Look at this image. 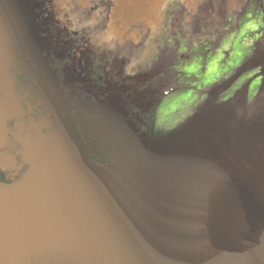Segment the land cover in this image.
<instances>
[{
  "label": "rangeland",
  "instance_id": "374dc122",
  "mask_svg": "<svg viewBox=\"0 0 264 264\" xmlns=\"http://www.w3.org/2000/svg\"><path fill=\"white\" fill-rule=\"evenodd\" d=\"M49 1L50 9L62 22L74 28V32L79 30L80 43L105 47L107 59L116 55L128 59L126 70L130 73H137L154 62L168 43L177 44V59L169 72L176 76L173 79L169 76L171 81L167 83L177 89L157 106L149 139L129 144L135 157L130 168L137 174V181L134 180L139 186L152 179L145 177V170L151 166L144 159L145 155L149 151L157 154L164 151L165 139L197 112L215 87L230 84L218 94L220 99L228 100L252 79L248 91L250 101L262 88L263 79L255 77L257 67L241 72L240 68L252 57L264 32V0H230V20L225 25L212 27L200 23L201 30L193 35H174L167 43L163 35L168 30L161 29V11L185 4L187 11L183 21L186 22L194 12L196 14L200 0H118L111 12L115 28L110 24L109 29L103 24L97 29L94 26L83 28L77 22V14L82 10L77 1ZM64 1L68 4L64 5ZM1 3L0 0V147L6 145L7 149L0 153V163L4 168L26 163L31 167L16 184H0V264H19L32 255H46L51 259L61 255L67 262L82 264L215 262L216 251L196 245L201 241L199 234L187 232L182 229L183 224L176 221L175 208L182 220L193 199L185 202L186 207H179L173 201L164 204L158 196L128 197L117 193L105 196L106 185L111 186L115 179L117 185L114 186L118 188L120 172H110L107 183H102L99 176L104 174L103 169L89 168L84 162L75 163L66 143L57 144L53 138L57 139L58 134L54 133L53 137L51 131L38 124L36 117L30 118L35 125L34 139L19 144V117L8 115L11 109L19 115L16 110L20 107L12 65L14 54L9 51L16 39L10 33L8 21L14 18ZM18 11L19 6L14 5L13 12ZM219 29L223 32L219 33ZM114 38L116 43L110 41ZM214 45L217 48H213ZM260 102L264 109V98ZM236 117L238 119L239 115ZM3 118L16 119L11 122L16 128L10 127L8 132L12 133L11 140L6 136L8 124H3ZM249 120L250 117L246 118L237 133L228 138L220 154L222 162L214 159L204 182L209 185L212 180L223 177L219 165L232 161L236 154L243 156L249 164L253 162L255 169L248 176L261 188L250 185L249 188L255 190L264 206V130L260 127L255 130L252 123L248 126ZM241 122L242 119L237 126ZM33 142L37 143L32 145ZM19 153L22 160L17 165L15 157ZM127 171L121 170L124 174ZM258 172L262 176H258ZM195 202L198 209L200 202ZM171 209L170 216L168 210ZM184 222L193 225L190 218H185ZM202 251L205 257L201 256Z\"/></svg>",
  "mask_w": 264,
  "mask_h": 264
},
{
  "label": "trees",
  "instance_id": "16d2710c",
  "mask_svg": "<svg viewBox=\"0 0 264 264\" xmlns=\"http://www.w3.org/2000/svg\"><path fill=\"white\" fill-rule=\"evenodd\" d=\"M1 1L14 18L8 21L10 33L16 39L9 51L14 54L12 65L20 107L16 110L19 115L13 109L8 115L19 117V144L34 139L35 125L30 118L36 117L44 130L51 131L52 136L58 134L57 139L53 138L57 144L66 143L75 163L84 162L89 168L103 169L104 174L99 176L102 183H107L110 172H120L118 188L114 186L117 185L115 179L111 186L106 185L105 196L116 193L128 197L158 196L164 204L173 201L179 207H186L185 202L193 199L189 212L181 216L184 219L179 220V210L175 208L176 221L183 224L182 229L187 232L199 234L201 241L196 245L215 251L208 243L205 228L208 185L204 180L214 159L222 162L220 154L224 144L237 133L246 118L250 117L248 126L252 123L255 130L259 127L264 130V109L260 102L264 98V83L262 91L252 101L248 99V84L228 100L220 99L218 94L227 90L230 84L215 87L197 112L165 139L164 151L158 154L149 151L145 155L144 159L151 165L145 170V177L152 179L139 186L137 174L130 168L135 157L129 144L149 139L157 106L177 89L167 86L171 81L169 76L171 79L176 76L169 72L177 59V44L165 45L154 62L133 74L126 70L128 59L117 55L107 59L105 47L85 41L80 43L79 30L74 32V28L61 21L50 9L51 1ZM14 5L19 6L16 14ZM260 63H264V32L254 54L240 72L252 66L256 68ZM241 119V125L237 126ZM15 120L3 118V124H8L5 129L9 140L13 139L12 133L8 132L10 127L16 128L11 123ZM6 149V145L0 147V153ZM15 159L19 165L20 153ZM245 160L236 154L232 161L221 163V175L260 190V185L251 182L248 176L255 169L253 162L249 164ZM30 167L26 163L16 168H4L0 163V184H16ZM124 169L128 170L127 174L121 172ZM195 200L200 202L198 209ZM168 211L171 216L173 210ZM185 218H190L193 225H187ZM202 255L205 257V252L202 251ZM260 255L254 250L247 256L260 258ZM43 256L32 255L19 264H82L67 262L61 255L56 259ZM230 257L240 258L238 254L216 251L214 264H226Z\"/></svg>",
  "mask_w": 264,
  "mask_h": 264
},
{
  "label": "water",
  "instance_id": "95a60500",
  "mask_svg": "<svg viewBox=\"0 0 264 264\" xmlns=\"http://www.w3.org/2000/svg\"><path fill=\"white\" fill-rule=\"evenodd\" d=\"M206 206L207 240L215 251L243 255L262 246L264 206L254 191L216 178L208 185Z\"/></svg>",
  "mask_w": 264,
  "mask_h": 264
},
{
  "label": "flooded vegetation",
  "instance_id": "af4514ba",
  "mask_svg": "<svg viewBox=\"0 0 264 264\" xmlns=\"http://www.w3.org/2000/svg\"><path fill=\"white\" fill-rule=\"evenodd\" d=\"M71 1H77L82 7L81 13L78 15L79 18H81V20L79 19V22L81 23L83 28L90 29V27L94 26L97 29L98 27H101V24H103L104 26H108L107 27L108 29L110 24H112V27L115 28V25L113 24L114 21L111 19V12L117 5L118 0H71ZM229 3L230 0H200L199 3L197 4L198 8L196 14L194 12L191 18L186 22L183 21L185 19L184 16L187 11V7L185 4L179 5L180 7H177L176 9H170L168 7V10L166 12L165 10L161 11L163 17L161 29L168 30L163 35L164 38L166 39V43L170 41L171 36L174 35L175 36L179 35L180 37H184V35L187 36L193 35L195 31L201 30L199 25L200 23L212 27L215 26L221 27L222 25H225L226 22L230 20V15L228 11ZM63 4L66 5L68 4V2L64 1ZM187 16H189V14ZM222 32L223 29H219V33ZM221 38L222 37H219L218 40H221ZM115 39L116 38L110 41L116 43ZM262 68H264V63H260L259 65H257L258 72L255 77H260L264 81V76L260 74ZM251 82L252 79H250L245 83L248 84V88L250 87ZM262 89L263 88H261L259 93L262 91ZM263 248H264V235L262 237V246L258 249H255V251H258L261 254L260 258L258 257L250 258L249 256H247L248 254L252 253L251 251L249 253L239 255L240 258L230 257L226 259L227 260L226 264H264ZM261 249L263 250V252L260 251ZM256 256L257 255L254 254V257ZM206 264H214V262L211 261L210 263V261H208Z\"/></svg>",
  "mask_w": 264,
  "mask_h": 264
}]
</instances>
